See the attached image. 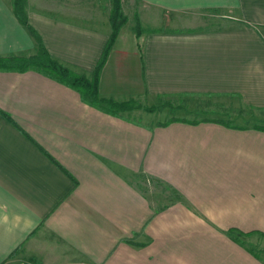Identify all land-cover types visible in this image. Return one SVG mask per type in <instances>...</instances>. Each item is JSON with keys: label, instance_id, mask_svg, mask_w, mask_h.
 <instances>
[{"label": "crops", "instance_id": "1", "mask_svg": "<svg viewBox=\"0 0 264 264\" xmlns=\"http://www.w3.org/2000/svg\"><path fill=\"white\" fill-rule=\"evenodd\" d=\"M121 5L128 21L100 97L217 96L264 110V0ZM107 8L27 0L49 54L89 77L111 33ZM207 13L224 26L173 25ZM35 50L0 0V56ZM102 106L37 71H0V264H264V128L147 125ZM143 175L161 189L138 187Z\"/></svg>", "mask_w": 264, "mask_h": 264}, {"label": "rangeland", "instance_id": "2", "mask_svg": "<svg viewBox=\"0 0 264 264\" xmlns=\"http://www.w3.org/2000/svg\"><path fill=\"white\" fill-rule=\"evenodd\" d=\"M41 1H43L47 6L61 5L62 7H70V8L75 6V9H79L84 13H87L89 8L93 6L95 8H98V10L99 8H101V10H105V7L106 8L108 7L107 12L109 16L112 6L111 0L108 1L107 0H41ZM175 19L176 22L173 25L185 26L188 24H192L195 27L198 26L204 27L210 25L224 26L223 25L224 21L221 20L219 21L218 19H215V16L211 15V13L202 14V15L197 14L196 16L190 15L189 17L185 16V19L177 16L175 17ZM186 19L189 21H187ZM137 21L140 22L138 18H136L135 23ZM140 25L143 28L141 22ZM136 27L137 26L134 25L135 34H136ZM142 32H144V29H141L140 34ZM106 99H112L113 101H116L118 103L127 102L129 104L128 109L120 112L127 113L130 116H134L132 118L147 125H151V123L155 125L157 122L167 121L170 120L171 118H178L180 120H189V119L196 120L203 118H208V119L213 118L217 121H223L229 123L231 125L229 127H241V125H245V126L264 128V110L248 107L238 98H226V97H217V96L216 97L198 96L195 98V97L182 95L173 99H169L168 97L164 96L158 98V100H151L146 96L144 97L141 96L139 98L129 97V98H124V100H119L114 97H107ZM159 182L160 181L150 177L149 175H143L142 177H138V180L136 181V183L138 184L136 185L138 187L140 185L142 186L144 185V187L147 189L148 192L151 193L155 191L154 193H156V190H160L161 184H163ZM152 195L155 196V194ZM167 198L170 197L167 195L161 196V203H166L168 200ZM256 239L258 240V244L264 247V239L261 238V235H257Z\"/></svg>", "mask_w": 264, "mask_h": 264}, {"label": "trees", "instance_id": "3", "mask_svg": "<svg viewBox=\"0 0 264 264\" xmlns=\"http://www.w3.org/2000/svg\"><path fill=\"white\" fill-rule=\"evenodd\" d=\"M111 10L109 16V23L111 26V33L102 51L101 57L97 62L93 73L89 76L78 73L63 63L53 58L46 47L44 46L39 33L30 25L27 14V0H12L13 14L20 24L25 26L33 37L36 43V50L31 55H11L0 56V71H16L25 72L34 70L44 76L54 79L55 81L64 84L76 90L82 101L95 106L103 108L102 104L107 105L108 109L115 111H123L128 109L127 102H116L112 99H106L99 95V75L100 71L107 59V56L118 36L122 26L127 22V17L124 15L121 6V0H111ZM136 35L139 36L141 29L140 22H136ZM171 99V98H169ZM163 104V103H162ZM8 119L10 117L5 115ZM170 120H180L178 118H171Z\"/></svg>", "mask_w": 264, "mask_h": 264}]
</instances>
